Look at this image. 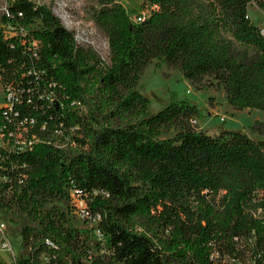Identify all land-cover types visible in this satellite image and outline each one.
<instances>
[{"label":"trees","instance_id":"trees-1","mask_svg":"<svg viewBox=\"0 0 264 264\" xmlns=\"http://www.w3.org/2000/svg\"><path fill=\"white\" fill-rule=\"evenodd\" d=\"M250 2L264 11V0H143L136 21L100 0L92 19L107 62L47 5L7 0L0 213L21 219L11 264H264V119L253 123L260 139L209 134L195 103L173 98L147 114L138 90L157 59L192 83L214 79L233 108L264 111V37ZM17 135L30 141L12 147ZM72 189L84 226L72 223ZM134 217L161 232L162 246Z\"/></svg>","mask_w":264,"mask_h":264},{"label":"rangeland","instance_id":"rangeland-1","mask_svg":"<svg viewBox=\"0 0 264 264\" xmlns=\"http://www.w3.org/2000/svg\"><path fill=\"white\" fill-rule=\"evenodd\" d=\"M36 3L47 5L59 16L64 26L74 32L78 43L92 47L99 56L108 62L109 49L105 34L97 28L92 19V9L98 7L100 0H33ZM126 9L133 19L136 15L147 10V3L143 0H117ZM7 0H0V10L6 5ZM249 20L264 29V11L254 2L247 4ZM138 90L147 97L149 104L147 114L155 112L161 105L173 98H185L195 103L200 115L196 120L197 128L209 134H215L221 129L239 130L254 139L263 138L253 127L257 120L264 119V111L258 108L236 109L231 107L224 94L222 86L217 85L214 79L204 76L201 81L192 83L184 78L176 69L165 66L164 63L152 59L142 71ZM5 94L0 91V105L3 104ZM172 131L166 133L171 134ZM78 207L82 201H75ZM0 221L4 222V235L10 244V250L0 248V259L11 263L14 253L19 250L20 236L18 224L21 219H6L0 213ZM134 229L141 231L162 246L159 237L162 235L155 226L150 225L143 217H134ZM72 223L77 226L86 225L87 221L78 216L72 218ZM88 224V223H87ZM1 236V235H0ZM168 264H176L171 260Z\"/></svg>","mask_w":264,"mask_h":264},{"label":"built area","instance_id":"built-area-1","mask_svg":"<svg viewBox=\"0 0 264 264\" xmlns=\"http://www.w3.org/2000/svg\"><path fill=\"white\" fill-rule=\"evenodd\" d=\"M144 13H145V11L142 12V13H140V14H138V15H136L133 19L136 20V21L141 20L143 18ZM0 91H2L5 94L4 102H3L2 105H0V108H2V107H8L10 105V100H11L12 95H11V93L8 90L0 89ZM16 137L14 138V144H13L12 147H15L17 145H24V144H26V143H28L30 141V140H28V139H26L24 137H21V135H17ZM4 143H6V141L3 138V134H2V131H1V126H0V145H3ZM80 194L81 193L77 189H72L71 190V198H72V201L77 206L76 215L79 218H81V217L82 218L83 217H88V213L85 210L84 202L82 201V199L80 197ZM76 200L82 201L83 202V205H81V207H78L77 203L75 202ZM257 211H259V209ZM3 228H4V222L3 221H0V235H1L0 236V248L1 249H6V250H10V244H9L8 240L6 239V237L4 235ZM15 254H16V252L14 253V255ZM14 255H13V257H14ZM0 260H2V259H0ZM12 260H13V258H12ZM11 263H12V261H11ZM7 264H9V263H7Z\"/></svg>","mask_w":264,"mask_h":264},{"label":"water","instance_id":"water-1","mask_svg":"<svg viewBox=\"0 0 264 264\" xmlns=\"http://www.w3.org/2000/svg\"><path fill=\"white\" fill-rule=\"evenodd\" d=\"M261 33L263 34V37H264V29L261 30Z\"/></svg>","mask_w":264,"mask_h":264}]
</instances>
